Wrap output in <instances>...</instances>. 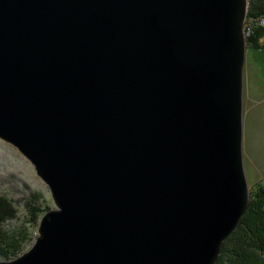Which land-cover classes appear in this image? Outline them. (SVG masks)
<instances>
[{"label": "water", "instance_id": "95a60500", "mask_svg": "<svg viewBox=\"0 0 264 264\" xmlns=\"http://www.w3.org/2000/svg\"><path fill=\"white\" fill-rule=\"evenodd\" d=\"M250 0H0V139L56 209L0 264H215L250 206Z\"/></svg>", "mask_w": 264, "mask_h": 264}, {"label": "rangeland", "instance_id": "374dc122", "mask_svg": "<svg viewBox=\"0 0 264 264\" xmlns=\"http://www.w3.org/2000/svg\"><path fill=\"white\" fill-rule=\"evenodd\" d=\"M259 27L262 28L258 22L248 20L245 29L248 49L244 71L243 150L250 196L253 188H259L257 186L264 182V36L260 38L257 35L256 38L254 33ZM0 196L11 200L18 212V217L10 223V231L27 235L23 252L16 257H9L8 260L0 255V262H5L15 260L30 250L38 237V227L43 215L36 224L32 223L27 205L41 207L44 210L56 209V205L48 186L36 174L31 162L16 147L2 139H0ZM248 214L249 210L245 217ZM258 221L256 213L250 223L240 224L228 239L234 237L232 242L238 244L243 240L255 249L260 241V238L255 236ZM216 263L222 264L219 261Z\"/></svg>", "mask_w": 264, "mask_h": 264}, {"label": "trees", "instance_id": "16d2710c", "mask_svg": "<svg viewBox=\"0 0 264 264\" xmlns=\"http://www.w3.org/2000/svg\"><path fill=\"white\" fill-rule=\"evenodd\" d=\"M248 20L253 23H259L261 27L257 28L254 33L255 37L264 36V0H250L248 12ZM251 29V28H250ZM257 187L253 188L250 196L249 214L243 218L240 224L246 225L250 223L255 214L259 217L256 223V234L260 238L259 244L255 249L251 248L245 241L233 243L234 237L230 238L223 245V250L219 262L222 264H264V182ZM36 198V195H35ZM35 202V199H34ZM31 213V222L36 224L38 219L49 211L48 208L42 209L41 207L27 205ZM14 203L0 196V255L5 259L9 257H16L23 252V244L27 243V235L15 233L10 231L9 226L14 221L17 215ZM3 246L7 248L4 251Z\"/></svg>", "mask_w": 264, "mask_h": 264}, {"label": "bare ground", "instance_id": "6f19581e", "mask_svg": "<svg viewBox=\"0 0 264 264\" xmlns=\"http://www.w3.org/2000/svg\"><path fill=\"white\" fill-rule=\"evenodd\" d=\"M249 210V209H248ZM244 218V217H243ZM219 261V260H218ZM215 264H217V263H215Z\"/></svg>", "mask_w": 264, "mask_h": 264}]
</instances>
